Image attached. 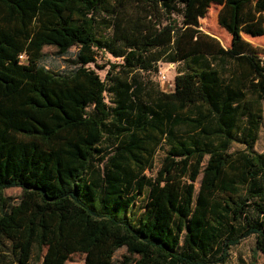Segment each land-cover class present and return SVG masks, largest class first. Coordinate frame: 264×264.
Listing matches in <instances>:
<instances>
[{
  "label": "trees",
  "instance_id": "16d2710c",
  "mask_svg": "<svg viewBox=\"0 0 264 264\" xmlns=\"http://www.w3.org/2000/svg\"><path fill=\"white\" fill-rule=\"evenodd\" d=\"M212 4L229 48L201 30ZM244 34L264 36V0H0V264H227L251 237L264 256V51ZM100 52L121 60L105 80ZM159 63L174 90L137 102Z\"/></svg>",
  "mask_w": 264,
  "mask_h": 264
},
{
  "label": "rangeland",
  "instance_id": "374dc122",
  "mask_svg": "<svg viewBox=\"0 0 264 264\" xmlns=\"http://www.w3.org/2000/svg\"><path fill=\"white\" fill-rule=\"evenodd\" d=\"M221 8L222 7L217 4L211 5L206 17L200 20L201 30L206 34L217 38L224 48H229L231 46L232 36L219 23V13ZM243 36L248 42L264 51V36L258 38H254L246 34ZM77 51V48H73L70 50L68 55L61 56L59 55L56 48L46 47L43 51V64L47 68L56 72L65 71L69 67L73 66L72 61L75 60ZM261 58L264 60V54H261ZM119 63H121V60L115 59L108 53L100 52L97 58V63L95 65H91V68L94 69L102 77V79L105 80L108 71L113 69L112 66ZM178 71V64L159 63L157 72L153 71L149 73H139L138 80L142 83L143 88L137 93L136 101H140L144 104L155 105L154 103L156 102V99L160 97L161 93H170L174 90V80L178 74ZM161 73L167 77V81L162 79ZM106 97L107 102L111 104V96L107 95ZM89 110L92 111V109ZM233 149L235 151L243 150L244 147L241 145H235ZM255 151L258 153L264 152V123L259 131V138L255 145ZM166 153V143L164 141L162 143L160 142L159 147L155 152L153 165L151 169L145 172L147 177L155 178L157 176V173L162 166L163 160L165 159ZM199 186L200 185L198 181L196 188L199 189ZM6 194L13 197L16 201L21 197L22 192L20 189L15 188L7 190ZM146 197L147 193L141 196L132 212L135 221H138L145 213ZM229 253L230 257L227 264H264V256L260 253H257L255 250L254 237L244 240L240 245L232 248ZM124 255H127V251L122 249L116 254L115 260L118 261L119 259H122ZM84 262L85 256L76 254L71 257V259L68 261V264H84Z\"/></svg>",
  "mask_w": 264,
  "mask_h": 264
},
{
  "label": "built area",
  "instance_id": "2783aa9c",
  "mask_svg": "<svg viewBox=\"0 0 264 264\" xmlns=\"http://www.w3.org/2000/svg\"><path fill=\"white\" fill-rule=\"evenodd\" d=\"M21 59L22 60H24V56H21ZM162 75V79L164 80V81H167V77L165 76V75H163V73H161Z\"/></svg>",
  "mask_w": 264,
  "mask_h": 264
}]
</instances>
